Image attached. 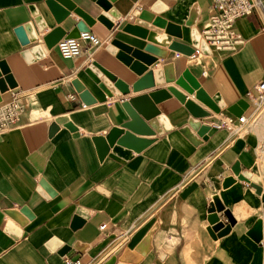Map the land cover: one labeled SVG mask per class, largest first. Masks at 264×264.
Listing matches in <instances>:
<instances>
[{
  "label": "crops",
  "instance_id": "0c3cea01",
  "mask_svg": "<svg viewBox=\"0 0 264 264\" xmlns=\"http://www.w3.org/2000/svg\"><path fill=\"white\" fill-rule=\"evenodd\" d=\"M47 1L0 0V62H6L16 84L1 95L0 109L10 102L22 108L19 121L0 133V264H264V247L251 235L259 220L264 227V191L257 195L244 182L225 186L236 177L233 167L239 163L242 171L260 167L264 188V171L256 166L264 153V111L245 137L212 127L201 141L192 125L199 119L171 95L156 104L170 130L136 134L151 141L142 151L107 141L114 128L130 120L125 102L170 87L220 120L237 118L229 109L243 100L249 103L243 115L251 116L247 95L256 94L264 79L260 13L236 21L243 44L235 52L209 48L206 55L187 56L153 44L167 57L152 55L157 61L147 72L173 64L178 78L188 70L221 108L214 114L196 93L175 83L134 92L141 76L110 50L116 42L142 51L150 44L125 31L144 11L181 27L183 37H172L173 42L192 47L193 29L201 36L208 23L209 0H108L120 15L112 28L99 21L94 9L99 0H69L94 20L89 32L102 44L92 47L82 40L81 56L68 60L57 46L48 49L44 37L56 28L68 34L83 20L72 11L57 23ZM156 5L161 12L152 11ZM36 10L47 25L44 32L35 22ZM193 10L196 23L189 26ZM28 23L38 41L30 40ZM36 47L41 56L28 61L24 53ZM94 63L126 83L130 93L108 97L87 73ZM76 81L89 91V102L80 97ZM184 129L200 142L195 144ZM215 199L224 209L216 208ZM9 211L17 212L18 221ZM227 211L235 225L215 240L208 231L215 228L210 218L218 216L224 228ZM125 255L129 262L121 261Z\"/></svg>",
  "mask_w": 264,
  "mask_h": 264
},
{
  "label": "water",
  "instance_id": "95a60500",
  "mask_svg": "<svg viewBox=\"0 0 264 264\" xmlns=\"http://www.w3.org/2000/svg\"><path fill=\"white\" fill-rule=\"evenodd\" d=\"M46 4L51 14L59 24L66 20L72 11H74L75 14L81 17V19L83 20L77 23L76 27L68 34L65 33V31L61 28H56L55 30L47 34L44 37V41L48 49L56 47L58 43L63 39L80 38L81 33L89 32L88 27L95 24L94 20L87 13L77 8L69 0H49ZM94 9L111 23L114 22V19L120 17L117 11L115 9H112V5L108 0H99ZM161 10L162 9L160 5H156L152 9L153 12H161ZM136 15L141 20L140 22L146 23H143V27L127 25L125 31L148 40L150 44H147L142 51L138 49H132L131 47L119 42L115 43L121 49V51L116 54L117 58L124 62L137 75L141 76L140 80L133 84V91L140 92L146 89L154 88L156 86H162L166 83H175L191 94H193L195 89H197V99L219 114L221 112V108L205 92L197 79L188 70L178 78L175 75L173 64H167L163 67V69L147 72L148 66L157 61V59L152 55L161 58L167 57V51L158 48L153 44L160 45L162 47H169L172 51L181 52L187 56H191L195 50L190 46L183 45L178 42H173L172 37H177L180 39L183 37L181 27L173 23H167L160 17L155 18V16L148 11H144L141 14ZM34 16L39 31L44 32L47 29V25L44 22L42 15L36 10ZM196 17L197 13L195 12V10H193L187 25L194 26L196 23ZM24 28L32 42L39 40L37 32L32 23L26 24ZM163 29H165V34L162 33ZM192 36L194 46L197 49L201 47L203 52L208 53L209 47L207 46L205 41L201 40V36L196 29H193ZM39 51L40 48L36 47L31 51L24 53V55L28 61H32L33 59L31 56H34L36 58H39L41 56V53H39ZM0 70L3 75L2 77H0L1 103V95L7 92L9 88H15L16 84L14 83V79L10 74L9 67L7 66L6 62H0ZM87 73L92 81L96 83L99 88L110 98L114 97L115 95L122 96L130 93V87L126 83H124L122 80L116 79L108 71H106L96 63H94L92 67L87 70ZM74 85L76 86L77 91L80 93V97L83 99V101L89 102V91L86 89V87L79 81L74 82ZM171 95L177 97V99H179V101H181L182 103L185 102L186 97L173 87H170L167 90L155 91L149 95L135 97L125 102L124 107L130 117V120L125 122L121 126V128H114L109 133V135L107 136V141L110 146L118 142L121 145L140 152L146 146H148L151 141L138 139L137 137H135L136 134L154 135L155 132H157L159 135H163L164 133L169 131L170 128L166 126L167 124H165V118L161 115L159 109L156 107V104H159L160 102L170 98ZM184 104L190 111L193 118L200 119L207 116V112L202 110L201 107L196 105L193 101H189ZM248 108L249 103L243 100L234 107L230 108L229 112L237 117H241L243 115V110H246ZM192 125L194 127L195 123H192ZM197 130H199V128H197ZM183 132L189 139H191L195 143V140L189 134V129H184ZM237 166L238 168H236L237 170H235L236 175H238L240 172L239 165ZM41 186L46 189L50 195L54 194L46 183L42 182ZM22 213L27 214V210L23 209ZM8 215L14 220L18 221L17 212L9 211ZM234 225L235 224L231 220V226ZM226 229L228 230L227 233L223 234L224 230ZM226 229L213 230L212 228H209L208 231L212 238L216 240L217 234L219 235V237H223L231 231L230 227ZM261 240L262 236L258 239V242ZM130 260L131 259H129L127 255L121 258V261L124 262H129ZM112 263L113 260L108 264Z\"/></svg>",
  "mask_w": 264,
  "mask_h": 264
},
{
  "label": "built area",
  "instance_id": "2783aa9c",
  "mask_svg": "<svg viewBox=\"0 0 264 264\" xmlns=\"http://www.w3.org/2000/svg\"><path fill=\"white\" fill-rule=\"evenodd\" d=\"M211 14L208 26L201 31L203 41L211 50L235 52L243 44V39L235 30L237 20L249 17L255 12L260 13L264 31V1L263 0H209ZM81 40L88 41L92 47L101 46L100 39L90 32L81 33ZM79 39H63L57 47L64 59H74L81 56ZM248 100L253 104L251 116L242 115L222 119L218 128H228L231 132L235 129H248L250 125L264 110V79L256 86V94L248 93ZM3 116L0 119V133L6 131L19 121L22 108L13 102L5 104ZM106 225L101 226L104 230Z\"/></svg>",
  "mask_w": 264,
  "mask_h": 264
},
{
  "label": "rangeland",
  "instance_id": "374dc122",
  "mask_svg": "<svg viewBox=\"0 0 264 264\" xmlns=\"http://www.w3.org/2000/svg\"><path fill=\"white\" fill-rule=\"evenodd\" d=\"M141 14V13H140ZM136 15H134L135 17ZM138 17V16H136ZM143 23H146V22H143ZM142 22H140V20H137L136 21V26H142L143 25ZM152 24V23H151ZM129 25V24H128ZM143 27V26H142ZM118 48V52L121 51V49L117 46ZM192 48H194V53L191 55V56H195L196 53H198V49L194 46H192ZM117 52V53H118ZM186 91V90H185ZM188 92V91H187ZM210 109V108H209ZM210 111L214 114H218L216 113L215 111H213L212 109H210ZM222 113V111L220 112ZM219 113V114H220ZM224 119V118H223ZM226 119V118H225ZM219 120V121H218ZM209 122L211 123V125H206V126H202V122ZM215 124H222V120L216 118L215 116H212V114H210L209 112H207V116L205 117H202L199 119V121L195 122V126L194 128L196 129L195 131L197 132V134L199 135V137L201 138V141L203 140H206L207 139V133L213 128H218ZM255 125V123L252 125V127ZM197 128H199V130H197ZM227 130H229L231 132L230 129L228 128H225ZM202 132V133H201ZM248 132H244L242 133L240 136L241 137H245L247 135ZM200 142V141H199ZM197 142V143H199ZM239 165V174L236 175L235 178H230L228 180H226L225 182V186H228V185H232L236 182H244L245 184H247L249 187H252V188H255V191H256V194L257 195H263V191H264V188H263V185H262V180L258 177V175L260 174V171H259V168L256 167L254 168L253 171L249 172V171H242V168L240 166L239 163H236L235 166L233 167L234 169V172L235 170H237L236 168H238ZM256 166H261L262 170L264 171V153H261L259 155V158L257 159V164ZM236 174V173H235ZM256 174V175H255ZM253 181V182H252ZM227 217V216H226ZM224 224H225V227L223 229H226L228 227H230V229L232 230L233 226H231V220L229 219V217H227V221H224ZM223 226L220 225L218 226L217 228H214L215 230H219L220 228H222ZM209 228H212V227H209ZM208 228V229H209ZM213 229V228H212ZM255 235H256V240L255 242L257 244H260L261 246L264 247V245H262V242L264 240V227H263V220H259L256 225H255ZM227 229L224 230L223 234L227 233ZM217 234V233H216ZM225 236V235H224ZM262 236V240L258 242V239ZM221 237H219V235L217 234V239H219ZM216 239V240H217Z\"/></svg>",
  "mask_w": 264,
  "mask_h": 264
},
{
  "label": "bare ground",
  "instance_id": "6f19581e",
  "mask_svg": "<svg viewBox=\"0 0 264 264\" xmlns=\"http://www.w3.org/2000/svg\"><path fill=\"white\" fill-rule=\"evenodd\" d=\"M114 19V18H113ZM99 21H101L103 24H105L108 28H112L113 27V25H114V22H115V20H113L114 22L113 23H111V22H109L107 19H105L104 17H102V16H100L99 17ZM209 23V22H208ZM208 23L206 24V26L205 27H207L208 26ZM204 27V28H205ZM202 40H203V38H202ZM82 40L81 39H79V43L81 42ZM59 50V49H58ZM110 50L111 51H113L114 53H116L117 54V52H118V48L115 46V45H113L111 48H110ZM198 51H200L201 53H203V54H205V52H203L202 51V49H201V47H199L198 48ZM206 55V54H205ZM178 86V85H177ZM180 87V86H179ZM183 89V88H182ZM184 90V89H183ZM185 91V90H184ZM197 89H195V91H194V93L193 94H191V93H189V92H187V91H185L186 93H188V94H190V95H194L195 93L197 94ZM181 93V92H180ZM183 94V93H182ZM185 97H186V99H185V102L184 103H187V102H189V101H193V100H189L188 99V97L185 95V94H183ZM196 98H197V96H196ZM179 100V99H178ZM198 100V99H197ZM199 101V100H198ZM181 102V101H180ZM194 102V101H193ZM201 102V101H200ZM182 103V102H181ZM183 103V104H184ZM202 103V102H201ZM205 105V104H204ZM206 106V105H205ZM208 107V106H207ZM209 108V107H208ZM3 109H4V107H2L1 109H0V119H1V117L3 116ZM264 111V110H263ZM262 111V112H263ZM221 114V113H220ZM256 121V120H255ZM255 121L250 125V127L248 128V129H235V131L232 133V134H234V135H241L242 133H244V132H248L251 128H252V125L255 123ZM215 125H219V124H215ZM260 178V177H259ZM261 179V178H260ZM262 180V179H261ZM253 182V181H252ZM262 185H263V182H262ZM263 200H264V198H263ZM214 204H215V206H216V208H218L219 210H222V209H224V207L221 205V203L219 202V200L218 199H215V202H214ZM227 215L229 216V218H230V220H232V222L235 224V222H234V220H233V218L231 217V214H230V212L229 211H227ZM210 220H212L214 223V225H215V228H217L218 226H220L221 224H217L218 222V220H219V218H218V216H216V215H213L211 218H210ZM255 228V227H254ZM221 229H223V228H220V230ZM256 233H255V231H254V229L252 230V232H251V235L253 236V238L256 240V235H255Z\"/></svg>",
  "mask_w": 264,
  "mask_h": 264
}]
</instances>
